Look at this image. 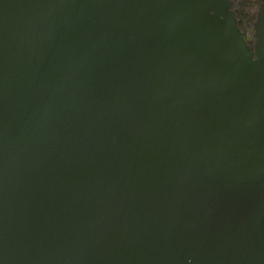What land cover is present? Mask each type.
<instances>
[{"label": "water", "instance_id": "water-1", "mask_svg": "<svg viewBox=\"0 0 264 264\" xmlns=\"http://www.w3.org/2000/svg\"><path fill=\"white\" fill-rule=\"evenodd\" d=\"M0 264H264V0H0Z\"/></svg>", "mask_w": 264, "mask_h": 264}]
</instances>
